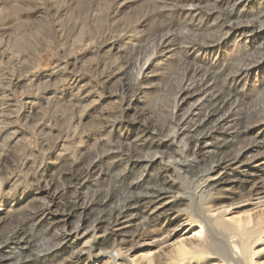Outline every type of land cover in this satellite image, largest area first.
I'll return each mask as SVG.
<instances>
[{
    "label": "rangeland",
    "instance_id": "374dc122",
    "mask_svg": "<svg viewBox=\"0 0 264 264\" xmlns=\"http://www.w3.org/2000/svg\"><path fill=\"white\" fill-rule=\"evenodd\" d=\"M0 264H264V0H0Z\"/></svg>",
    "mask_w": 264,
    "mask_h": 264
},
{
    "label": "bare ground",
    "instance_id": "6f19581e",
    "mask_svg": "<svg viewBox=\"0 0 264 264\" xmlns=\"http://www.w3.org/2000/svg\"><path fill=\"white\" fill-rule=\"evenodd\" d=\"M173 139H171V140L173 141ZM197 139H198V142L204 140L203 137H197ZM157 159L158 158L156 156L152 155V156H149L148 159H146V160L143 159V160L146 163H150V162H153ZM232 160H233V162L234 161L236 162L237 156L234 157ZM233 162L228 163L227 160L221 159V160L217 161L215 164L211 165L207 170V176L203 179V184H201V186L197 189L196 192L192 193V197H194V198L196 197L197 199H199V201H201V204L204 207V210L206 211L207 218H210V217L219 218L221 216V215H219L220 211L217 208H214L213 204H211V202L213 200L212 198L214 197L213 194L215 193L214 189L223 186L225 184V182H227V177H226V175H224L223 169L226 166L232 165ZM173 187H174L173 183L164 181L162 184V187L150 190L148 193H146L143 196H141L140 198H138L137 201L133 205H131V206L129 205V208L131 207V208L138 209L139 207H147L149 204L154 203L155 208L148 215H146L145 218H146L147 223H153L155 221L158 222L161 217H166L165 211L170 206H177V204L184 199L185 195L183 193L175 194L173 192L174 191ZM160 200H163V201H160ZM179 215H181V214H179ZM193 221L194 220H192V218H190L189 224H191ZM199 228H201V227H199ZM92 231H94V229H92ZM84 232H86V231H83L82 227H77L73 231H70L69 233L67 232V236H76L79 234L83 235ZM122 232L123 231L120 232V231L111 230L105 234V238H112V237L119 236V233H122ZM196 233L200 234L201 229L197 230ZM93 234H94V232L92 233V235ZM196 238H198V237H196ZM203 240H207V237H204ZM176 247H177L176 253H178L180 255L183 253L185 254V252H187V249H188L186 247L185 243H179L178 245H176ZM248 247L249 246L244 244V246L242 247L243 251L244 252H246L247 250L249 251L250 248H248ZM90 250H91V247L89 249L81 251V253H79V255H81L82 253H89ZM199 252L200 251L198 250V253ZM120 253L117 250L114 254L111 252L107 253V252L99 251L96 254H93V255L91 254L92 255L91 257L104 256V257H107L109 259V262L110 261L112 262V261L120 258V256H121ZM229 257L231 260L237 261V258H239L240 255H238V253H236V252H232V253H229Z\"/></svg>",
    "mask_w": 264,
    "mask_h": 264
}]
</instances>
